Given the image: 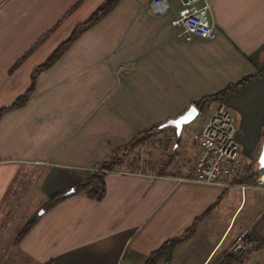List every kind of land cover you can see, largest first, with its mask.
Here are the masks:
<instances>
[{
	"label": "crops",
	"instance_id": "obj_1",
	"mask_svg": "<svg viewBox=\"0 0 264 264\" xmlns=\"http://www.w3.org/2000/svg\"><path fill=\"white\" fill-rule=\"evenodd\" d=\"M102 1L0 0V107L27 88L31 69ZM167 2L156 12L151 0H117L37 74L21 106L0 115V206L19 171L48 166L65 172L29 211L28 218L42 210L12 241L21 259L10 264H142L198 216L183 240L207 244L198 264L225 253L243 231L256 247L245 259L227 257L223 264H264V194L181 179L193 166V141L182 164L161 172H107L98 200L68 190L111 146L264 66V0H208L212 40L171 26L182 1ZM218 102L235 122L240 158L234 181L247 167L255 178L264 136V72L209 103L211 111ZM168 129L170 139L175 133ZM59 191L66 196L43 208Z\"/></svg>",
	"mask_w": 264,
	"mask_h": 264
},
{
	"label": "rangeland",
	"instance_id": "obj_2",
	"mask_svg": "<svg viewBox=\"0 0 264 264\" xmlns=\"http://www.w3.org/2000/svg\"><path fill=\"white\" fill-rule=\"evenodd\" d=\"M211 109L212 106L208 105L201 115H196L191 121L182 125L184 132L181 135L173 134L170 139L169 136L173 132L172 129H168L169 127L148 130L144 138L135 143L128 152L120 153L114 170L157 173L168 164H182L191 150V134L197 132ZM63 174L65 172L56 168L32 166L19 171L11 179L7 198L0 206V264H10L21 259L14 252L12 241L28 219L29 211L41 203L44 198L41 195L52 191ZM13 201L16 202L15 205L12 204ZM39 210L41 209L37 211ZM206 247L207 244L199 239L191 244L182 241L173 249L167 263L159 260L156 264H198V257L205 255ZM178 256L183 258L180 262L174 259Z\"/></svg>",
	"mask_w": 264,
	"mask_h": 264
},
{
	"label": "built area",
	"instance_id": "obj_3",
	"mask_svg": "<svg viewBox=\"0 0 264 264\" xmlns=\"http://www.w3.org/2000/svg\"><path fill=\"white\" fill-rule=\"evenodd\" d=\"M152 9L164 11L167 0H151ZM210 4L208 0H186L170 20V25L180 30L182 34L195 35L205 40L214 38L213 24L209 18ZM234 118L222 103L218 102L208 115L201 128L192 135L195 158L190 174L181 178L197 184H212L221 187L237 186L242 192L250 189L254 195L264 194V168L255 176L251 183L235 185L234 178L239 171V147L234 138ZM73 185L68 186L72 190ZM256 247V242L249 238L246 232H240L228 246L225 253H231L236 258L245 257ZM217 255L207 264H221L225 254Z\"/></svg>",
	"mask_w": 264,
	"mask_h": 264
},
{
	"label": "trees",
	"instance_id": "obj_4",
	"mask_svg": "<svg viewBox=\"0 0 264 264\" xmlns=\"http://www.w3.org/2000/svg\"><path fill=\"white\" fill-rule=\"evenodd\" d=\"M116 1L117 0H103L84 20L75 24L68 36L61 42H59L49 52V54L41 63L31 69L29 75V85L27 86V88L21 94L17 95L8 105L1 106L0 115L7 110H11L21 106L32 93L34 88V81L37 74L40 71L48 68L51 64H53L55 60L59 57V55L63 52V50L83 30H85L91 24L99 20L115 4ZM25 54L26 52L20 58L24 57ZM263 72L264 66L260 69L254 70L251 74L242 77L234 83L225 85L214 93L207 94L198 98L197 100L193 101V105L195 106L197 111L201 113L203 110L206 109L209 103L214 101H221L229 93L239 92L247 82L262 75ZM151 129H157V125L149 126L148 128L140 130L139 132L135 133V135H133V137L126 144L122 146H111L109 148L107 156L99 160L94 165L93 169L88 172L85 178L76 181L71 191L81 192L84 196L95 200L100 199L104 193L103 177L107 172L113 170L114 167L117 165L120 153L125 154L126 152H128L129 149H131L135 143H138L139 140L143 139L144 136L147 134L148 130ZM253 179V172L250 171V167H247L245 171L240 175L239 180L235 182V185L249 183ZM65 196V191L56 192L50 197L49 201L44 204L43 208L51 206L52 204H54ZM36 212L37 211H35L20 227L19 231L13 239L14 243H17L18 240L22 237V235L32 225L36 218ZM199 217L200 216L194 218L191 225L185 228L181 234L165 239L163 242H161L154 250H152L147 255L142 264H156L159 260H161L163 263H167L171 258V253L173 249L192 233L193 224ZM227 257L233 258L235 260L234 262H239L240 260L231 253H225L222 256L220 263L223 264V260Z\"/></svg>",
	"mask_w": 264,
	"mask_h": 264
},
{
	"label": "water",
	"instance_id": "obj_5",
	"mask_svg": "<svg viewBox=\"0 0 264 264\" xmlns=\"http://www.w3.org/2000/svg\"><path fill=\"white\" fill-rule=\"evenodd\" d=\"M186 1V0H181ZM197 109L193 104L188 105V107L179 115L174 118H169L163 123L157 126V128L171 127L174 130L176 136H178L180 129L183 124L188 123L197 115ZM258 169L264 168V136L262 138L261 149L256 160ZM70 192H66L69 194ZM42 210L37 211V214H40Z\"/></svg>",
	"mask_w": 264,
	"mask_h": 264
}]
</instances>
